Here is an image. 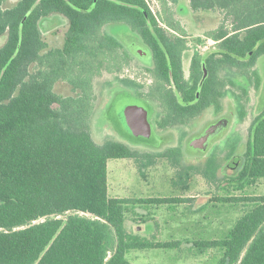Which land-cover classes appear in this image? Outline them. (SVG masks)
Segmentation results:
<instances>
[{
  "label": "trees",
  "instance_id": "1",
  "mask_svg": "<svg viewBox=\"0 0 264 264\" xmlns=\"http://www.w3.org/2000/svg\"><path fill=\"white\" fill-rule=\"evenodd\" d=\"M4 2L0 0V264H132L127 256L133 251L180 249L182 241H152L129 231L128 207L181 205L188 199L110 197L108 162L137 160L140 154L123 142L96 143L91 121L98 100L94 78L120 73L134 42L152 50L153 73L169 84L175 52L187 48L186 39L160 27L146 0H21L11 8ZM188 2L197 18L219 19L205 26L206 37L218 43L201 95L207 100L209 81H217L220 65L228 74L247 73L264 56V0ZM55 15L68 28L62 46L51 49L44 30ZM166 24L178 30L169 18ZM215 55L222 56L218 64ZM194 70L199 76V62ZM61 81H67L72 95L56 91ZM165 84L153 87L150 98L163 96L165 103H173ZM130 85L143 96L142 87ZM172 123L168 116L164 119L165 126ZM251 135L240 170L223 180L212 177L243 193L220 202L246 210L223 239L193 241L197 255L219 252L216 264H264V195L246 192L264 180V116ZM44 217V222L18 230Z\"/></svg>",
  "mask_w": 264,
  "mask_h": 264
},
{
  "label": "rangeland",
  "instance_id": "2",
  "mask_svg": "<svg viewBox=\"0 0 264 264\" xmlns=\"http://www.w3.org/2000/svg\"><path fill=\"white\" fill-rule=\"evenodd\" d=\"M20 1L7 0L6 6L14 7ZM146 2L160 27L169 35H183L191 51L199 50L205 53L216 47L214 41L206 37L205 32L206 25L218 23L219 19L216 15L197 18L191 13L188 0H146ZM168 18L177 23V31L166 24ZM46 32L45 39L50 47L62 46V33L56 36ZM3 43L4 39L0 40V46ZM129 58L132 59L131 63L121 70L120 78L103 73L100 77L94 78L93 83L98 99L91 121L95 142L100 145L109 141L123 142L131 150L140 154L137 160L113 159L108 162L109 196L132 200L181 197L188 199V202L181 205L135 204L129 206L126 220L129 231L147 240L182 241L183 244L180 249L133 251L127 258L132 264H216L220 253L211 251L207 255H197L196 249L193 248V241L223 239L246 210V207L241 204L220 202L222 198L240 196L242 192H234L231 188L223 187V184L212 180V177L216 176L217 180H223V176L236 174L244 165L245 156L238 152L243 147H229V145L240 137H243L244 146L249 141L252 121L255 113L260 109L258 98L264 88V68L256 63L249 72L248 79L247 77L238 78L231 73L227 75L228 109L238 110L241 120L238 117L234 120V127L228 132L225 145H214L203 154L200 150L197 151L191 147L151 148L148 144L135 142V138L123 130L119 119L123 118L125 110L131 107V104H128L129 101L121 103L125 99L123 96L128 98L135 95L157 106L154 101L144 97L150 95V88L155 87L157 83L153 70L148 72L144 66H153V61L143 60L132 53L129 54ZM123 80L129 84L132 81L138 87H144L142 88L143 96H140L134 88L125 89L127 92L125 95L118 94L119 85L117 87L115 83L123 82ZM66 82H58L56 91L70 96L73 92ZM112 84L116 86L113 91H111L114 87ZM114 97V103L111 104V98ZM241 97H243L242 100ZM235 103L238 104L236 110L233 109L236 107ZM104 107L108 109V113ZM211 121L210 118H206L200 121V124L203 127ZM185 134V132L179 133L177 137L181 145L185 141ZM216 169H218L217 174ZM246 192L263 196L264 180L258 187L250 188Z\"/></svg>",
  "mask_w": 264,
  "mask_h": 264
},
{
  "label": "flooded vegetation",
  "instance_id": "3",
  "mask_svg": "<svg viewBox=\"0 0 264 264\" xmlns=\"http://www.w3.org/2000/svg\"><path fill=\"white\" fill-rule=\"evenodd\" d=\"M7 0H5V4ZM67 28H68V22L63 19L60 16H53L49 20H47L45 24V30H49L46 32L44 30V33L51 34L58 36L59 34H63V40L66 37L67 34ZM172 36V35H171ZM179 37L185 39L183 35H174L173 37ZM45 37V34H44ZM211 40V39H210ZM47 41V40H46ZM216 47H213L212 49H209L205 53L197 51H191L188 48L186 49H180L178 52H175L174 59L175 64L174 67H170L172 65L171 59L169 55L167 54V66L170 67V82L169 84H165V82L161 79H156V76L153 73V76L155 77L157 83L156 85L159 86L161 84H165L167 90L173 92V103H165V98L163 96H160L157 99L150 98V95L144 96L145 98H149L152 101H154L157 106H154L148 101L140 98L141 100L145 101L146 103L150 104L155 108V115L152 117V124L155 128V131L158 135V138L160 139V142L158 146L149 145L151 148L160 149L163 147H195L197 151H199L200 142H202V135L204 132L211 131L214 127L220 126L222 123L226 124L229 121V128L223 132L222 134H219L218 136H215L216 138L211 140L210 147H213L214 145H225L226 143V136L229 131H231L234 127V120L238 117L239 120H241L239 116L237 108V103H235L236 107H234L233 110L228 109L227 105V75L228 71L224 67V65H220L215 71V76L218 78L217 81H209V86L207 88L209 92V98L207 100L201 99V95L204 91V86L208 82V80L211 77V72L209 69L208 61L211 59L212 54L214 52L218 51L217 45L218 43L215 42ZM53 49L52 47H50ZM137 51H139L141 54H138ZM135 54L136 56L140 57L141 59H151L153 61V66H145V69L150 72L149 70H155V59L152 50L146 46L143 45L140 41H136L132 44V48L129 51L128 50V56H127V62L128 65L131 63V58H129V54ZM264 58V56L259 57L255 64L251 66L249 70H247V73L245 72H238L231 73L232 75L235 74L238 78H246L248 79L249 72L255 67L256 63L262 68H264V62L261 63V60ZM222 59L221 55H215L213 58L215 64H218L217 62ZM199 62L200 64V74L199 76L195 75L194 70V63ZM141 64V63H140ZM127 65V66H128ZM205 68L207 72V77L204 80L205 77ZM175 74H174V70ZM104 74H108L104 72ZM120 73H112L108 74L110 76L119 77ZM100 76H97L98 78ZM121 80V79H118ZM250 80V78H249ZM124 82V83H123ZM123 82L115 83L116 86L119 85L118 88V94H127L125 89L133 88L129 83L126 82V80H123ZM113 85V84H112ZM155 85V86H156ZM114 86V85H113ZM116 86L113 87V90H115ZM118 87V86H117ZM142 87V86H141ZM144 88V87H142ZM141 88V90H142ZM145 90V89H144ZM264 90V88H263ZM261 90L259 93L258 98V106L259 110L255 113L254 119L252 121V125L250 128L249 133V141L246 142V145L244 146V143H242L243 137L236 140V142H231L229 147H243L242 149L238 150L242 156H245L248 153V148L251 146V129L252 127L259 122L260 119L264 116V91ZM151 91V88H150ZM97 92V91H96ZM126 92V93H125ZM166 91H164V94ZM117 94V95H118ZM150 94V93H149ZM116 95V96H117ZM115 96V97H116ZM114 98L112 99L111 104L114 103ZM127 96H123V98L126 99ZM243 97L240 99L242 100ZM124 100V99H123ZM108 105V104H107ZM109 107V106H107ZM106 108V107H104ZM107 109V108H106ZM108 109L106 110V113ZM171 118L173 120L172 126H165L164 125V119ZM206 118H210L212 120L209 122V124L205 126H201L200 121L205 120ZM164 126V127H163ZM201 126V127H200ZM185 132L186 138L184 143L181 145L180 141H178L177 137L179 133ZM118 133V132H117ZM119 134V133H118ZM224 141V142H223ZM198 147V148H197ZM240 158V157H238Z\"/></svg>",
  "mask_w": 264,
  "mask_h": 264
},
{
  "label": "water",
  "instance_id": "4",
  "mask_svg": "<svg viewBox=\"0 0 264 264\" xmlns=\"http://www.w3.org/2000/svg\"><path fill=\"white\" fill-rule=\"evenodd\" d=\"M138 54H141L136 50ZM252 53L247 56V59H250ZM207 77V72L205 68V77ZM128 102L131 104V107H128L125 110V115L123 118L120 117V121L123 127V130L127 133L131 134L135 138V142L149 144L153 146H158L160 139L155 131V128L152 124V117L155 115V108L145 101L138 99L137 97L130 96L126 97L121 103ZM229 128V121L224 124L222 123L220 126L214 127L211 131L204 132L202 135V142H200L199 150L204 154L206 153L211 145V140L216 138L219 134H222ZM138 139V140H137ZM195 149V147H193ZM198 148V147H197ZM87 216H91V214H86ZM47 217L41 218L31 225L19 228L18 230L27 229L32 226L38 225L44 222ZM3 229H0L2 231ZM244 256V255H243Z\"/></svg>",
  "mask_w": 264,
  "mask_h": 264
},
{
  "label": "crops",
  "instance_id": "5",
  "mask_svg": "<svg viewBox=\"0 0 264 264\" xmlns=\"http://www.w3.org/2000/svg\"><path fill=\"white\" fill-rule=\"evenodd\" d=\"M8 7V6H7ZM259 185H260V183H259ZM252 196H256V195H252ZM257 196H260V195H257Z\"/></svg>",
  "mask_w": 264,
  "mask_h": 264
},
{
  "label": "built area",
  "instance_id": "6",
  "mask_svg": "<svg viewBox=\"0 0 264 264\" xmlns=\"http://www.w3.org/2000/svg\"><path fill=\"white\" fill-rule=\"evenodd\" d=\"M153 12V11H152Z\"/></svg>",
  "mask_w": 264,
  "mask_h": 264
}]
</instances>
